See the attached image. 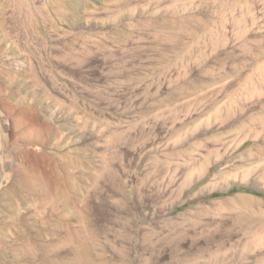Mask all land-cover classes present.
I'll return each mask as SVG.
<instances>
[{
	"label": "rangeland",
	"instance_id": "374dc122",
	"mask_svg": "<svg viewBox=\"0 0 264 264\" xmlns=\"http://www.w3.org/2000/svg\"><path fill=\"white\" fill-rule=\"evenodd\" d=\"M255 135L264 0H0V264H264Z\"/></svg>",
	"mask_w": 264,
	"mask_h": 264
},
{
	"label": "bare ground",
	"instance_id": "6f19581e",
	"mask_svg": "<svg viewBox=\"0 0 264 264\" xmlns=\"http://www.w3.org/2000/svg\"><path fill=\"white\" fill-rule=\"evenodd\" d=\"M249 2V0H248ZM4 26V25H3ZM4 29V27H3ZM232 139H231V144H232V147L235 149L236 152H239L241 151V148L243 146V140L240 138L241 136H239L238 134H234L231 136ZM244 137V136H243ZM257 139V136H250L249 140H252L253 143L252 145L247 149V150H244L242 152H249L251 149H255L256 153L262 155L264 154V149H261L259 148L260 144L262 143V141H256ZM254 156V155H253ZM259 158V157H258ZM260 159V158H259ZM264 159V158H263ZM262 165V164H261ZM40 194H38L39 196ZM50 195V194H49ZM37 196V197H38ZM42 201L46 203H51V200H53L52 198L50 199V196L48 195H44L42 198ZM43 205V204H42Z\"/></svg>",
	"mask_w": 264,
	"mask_h": 264
}]
</instances>
